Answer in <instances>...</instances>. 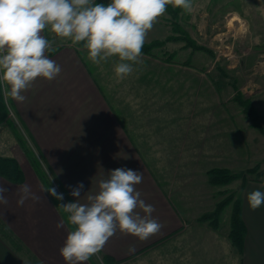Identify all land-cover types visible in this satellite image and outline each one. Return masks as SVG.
I'll return each instance as SVG.
<instances>
[{
	"label": "crops",
	"instance_id": "0c3cea01",
	"mask_svg": "<svg viewBox=\"0 0 264 264\" xmlns=\"http://www.w3.org/2000/svg\"><path fill=\"white\" fill-rule=\"evenodd\" d=\"M167 17L165 13L158 18L146 41L172 33ZM243 19V92L264 118V0H244ZM42 34L52 48L59 47L47 55L61 67V72L52 81L38 78L22 93L26 97L23 102L4 95L9 109L6 121H21L45 162L42 161L72 202L76 197L70 193L81 183L84 187L79 202L86 203L87 196L99 191V182L108 179L111 170L141 172L143 179L136 190L141 199L154 206L152 218L161 224L155 234L145 239L117 231L101 252L113 257L116 264L144 257L147 264H264V204L253 211L247 201L248 193L264 191V176L241 180L246 225L242 253L229 238L230 226L222 227L221 219L218 227L199 220L220 201L222 191H216L217 186L208 181L210 167L205 161L215 159L212 152L219 148L215 150L214 132L208 134L203 128L190 133L193 124L189 121L197 125L199 121H233L236 125L242 113L231 99L234 94L224 100L218 81L217 88L208 81L207 85L206 71L190 70L188 58L178 59V53L168 61L158 52L155 56L142 54L143 63L135 65L130 76L118 80L113 70L117 58L96 65L87 58L82 45H73L70 40L54 42V34L47 29ZM165 46L170 52L190 49L183 47V42L169 41ZM2 84L4 92L6 85ZM133 121H148L149 131L140 132L144 124ZM246 124L253 128L251 123ZM244 134L248 140L246 151L261 161L264 170V135L259 140L253 131L246 129ZM206 147L212 150L207 156ZM233 147L226 153L229 167L236 158L237 149ZM20 164L26 175L23 183L0 176L9 201L0 205V219L36 254L33 264H40L39 260L41 264H65L59 249L70 228L50 195L42 191L44 185L32 167ZM22 184L31 186L40 200H28L18 207L16 193ZM137 212L144 215L140 209ZM61 219L64 227L57 228ZM1 248L4 254L0 252V264H26L27 259L32 260L28 256L25 261L16 252L15 256L6 245ZM86 264L92 263L89 260Z\"/></svg>",
	"mask_w": 264,
	"mask_h": 264
},
{
	"label": "clouds",
	"instance_id": "9594fccd",
	"mask_svg": "<svg viewBox=\"0 0 264 264\" xmlns=\"http://www.w3.org/2000/svg\"><path fill=\"white\" fill-rule=\"evenodd\" d=\"M169 4L193 11V0H110L107 4L94 0H0V81L6 85L4 95L23 102L26 97L22 93L38 78L52 81L60 74L61 67L47 55L54 49L42 34L46 29L73 45L82 44L93 64L117 58L114 74L123 80L135 71V65L143 63L147 35ZM142 179L141 172L117 168L99 182V191L88 195L86 203L79 202L84 187L81 183L70 193L75 202L57 205L71 226L59 249L65 264H86L93 256L101 259L98 254L117 231L145 239L161 228L152 218L154 206L141 199L136 190ZM42 191L58 201L64 199L53 187ZM7 192L0 185V205L9 203ZM16 195L18 207L28 200H40L27 184L20 185ZM247 201L255 211L264 204V191L248 193ZM64 223L61 219L57 228Z\"/></svg>",
	"mask_w": 264,
	"mask_h": 264
},
{
	"label": "rangeland",
	"instance_id": "374dc122",
	"mask_svg": "<svg viewBox=\"0 0 264 264\" xmlns=\"http://www.w3.org/2000/svg\"><path fill=\"white\" fill-rule=\"evenodd\" d=\"M110 0H104V4L109 3ZM168 17L166 18L168 22L170 23L172 27V33L169 35H176L180 36V33L175 32L173 30L172 25V15L165 12ZM237 16V17H236ZM244 0H193V11L191 12H182L179 17L176 18V22L178 21L181 25V27L186 31L188 36H191L197 43L201 45H205L208 48H210L213 53H209L205 50H194L191 47L186 46V42L182 41L180 39L176 40H170L174 43L176 42H183V47L190 48L188 51H176L173 53V58L176 56V58L180 59L182 58L183 61L188 58V68L190 70H203L206 71V84L207 81L210 82L212 86H217V82L221 85V93L222 97H224V100H226L229 96V94L233 93V99L235 100V94L236 90L241 91L245 96V93L243 92L244 84H245V64H244V46H243V39H244ZM236 20V21H234ZM54 34V33H53ZM168 35V36H169ZM166 36V37H168ZM54 39L56 41L54 42H62L63 40L56 37L54 34ZM165 37V38H166ZM163 38V39H165ZM167 41L166 43H168ZM185 42V43H184ZM165 43V45H166ZM161 46L160 48H157L154 50L155 52H158L162 58L166 56V53H170L166 48V46ZM188 54V55H187ZM156 55V54H155ZM154 55V56H155ZM172 58V60H173ZM186 61V62H187ZM190 82L192 81L189 79ZM208 85V84H207ZM236 85V87H232ZM242 87V88H241ZM234 89V90H233ZM208 91H206L205 99H208L209 95H207ZM237 109L241 111L242 118L238 116V121L236 122V125H233V121H203L198 122V125L196 121H189V124H193L190 126V133H195L196 129L204 130L210 134L212 132L215 133L214 135V141L217 142L215 145V150L219 148L218 151L212 152L215 155V159H207L206 166L211 168L214 167H225L233 172H239V171H247L250 168L255 167L256 165L259 166V171H261V164L256 158L253 156L250 157L249 153L246 151V142L248 144V140L245 141V134L244 131L248 129V131H253V135H257L258 139H261V135L263 136L264 133H261L255 126H253L252 121H243L245 118L243 108L242 106L236 101ZM6 121V120H5ZM138 122V124H144L143 126H134L135 128H139L140 132H148L149 131V123L144 121H133ZM251 123L252 129L248 127L249 125L246 123ZM5 125L0 127V155H7V156H15L17 157L21 162L24 164H27L28 167H32V169L35 171L36 175L38 176L36 169L30 162V159L28 158L27 152L22 146V144L18 141L14 130L13 125L18 129V131L23 135L27 146L38 156V158L41 160L43 168L47 172V175L49 176V179L52 182L53 188L56 189L58 193L63 194V201L53 202L55 203L56 207L60 203H69L72 202L62 187L58 180L55 179L52 172L50 171V167L48 165L44 164V160L40 155L38 154L37 147L35 145L34 140L30 136L29 132L25 129L24 125L21 124V121H6L4 122ZM188 123L185 121V124ZM213 123V125L208 128V124ZM149 125V126H148ZM196 125V126H194ZM204 127H203V126ZM209 130V131H207ZM264 137V136H263ZM258 146H260V142H258ZM237 149L236 158L235 161L231 165L232 167H229V160L230 158L226 154L229 149H233L234 146ZM211 147H206L204 151L209 153V150ZM17 153V155L13 154ZM205 156V152H204ZM44 162H43V161ZM30 169V168H29ZM208 169V170H209ZM207 170V171H208ZM208 176V174H207ZM250 176H259V172L257 173H250L247 175V177ZM264 176V175H260ZM39 178V177H38ZM40 179V178H39ZM41 181V180H40ZM209 181V179H208ZM44 185V184H43ZM240 185H241V179L235 180L232 183L228 185H214L217 186L215 189L221 190V197L220 200H222L227 194L235 192L236 195H240ZM45 187V186H44ZM219 187V188H218ZM51 197V195H50ZM52 198V197H51ZM219 202V201H218ZM217 204V203H216ZM216 206V205H215ZM58 208V207H57ZM215 208V207H214ZM213 208V209H214ZM58 210L61 212L63 218L65 219L67 223V214L63 213L59 208ZM232 205H228L225 207L221 214V225L222 227H229L230 226V215H231ZM206 213V212H205ZM2 219H0L1 221ZM2 222V221H1ZM5 225V224H4ZM68 225V224H67ZM7 229L14 234V232L7 226ZM69 228H71L70 225H68ZM15 235V234H14ZM16 236V235H15ZM17 240L23 247L24 251H18L15 248L11 246L9 242H7L4 238L0 237V252H3L4 249L1 247L5 245L10 248V251L21 257L23 260L26 261V257L30 256L31 259H27L26 264H33L32 261H36L35 253H33L28 246L25 245V243L17 237ZM1 241L5 244H1ZM25 246V247H24ZM33 253H31V252ZM7 255L8 252H5ZM15 254V256H16ZM35 254V255H34ZM99 257L101 259H97L96 256H93L90 259V262L92 264H116L115 262L112 263H105L104 256L107 254H104L100 252ZM38 260V259H37ZM144 261L147 264V257L145 258H136L134 260H128V262L125 260V264H139V262ZM36 262H34L35 264ZM39 263L41 264L42 262Z\"/></svg>",
	"mask_w": 264,
	"mask_h": 264
},
{
	"label": "trees",
	"instance_id": "16d2710c",
	"mask_svg": "<svg viewBox=\"0 0 264 264\" xmlns=\"http://www.w3.org/2000/svg\"><path fill=\"white\" fill-rule=\"evenodd\" d=\"M97 3H103L102 0H96ZM167 13L173 16L172 25L173 30L175 32H179L180 36L169 35L165 39H154L152 41H145L142 54L154 56V50L164 46L167 41L180 39L185 41L186 46L191 47L194 50H205L209 53H213V51L205 45H201L197 43L191 36H188L186 31L181 27L178 21L176 22V18L184 12L182 9L173 7L171 4L167 5ZM82 45V44H79ZM55 52L59 49V47L53 48ZM173 53H166L164 60H172ZM236 87V85L234 86ZM235 100L242 106L245 117L250 119L261 133H264V118L257 112L255 107L253 106L251 100L249 98L244 97L241 91L236 90ZM9 109L7 106V102L4 97L3 92V84L0 81V125L6 122L8 119ZM14 133L18 139V141L22 144L24 149L27 152L28 158L30 162L36 169L38 177L45 187H53L52 182L47 175V172L43 168L41 160L38 156L27 146V143L23 137V135L18 131V129L13 125ZM260 175H264V170L259 171V166L256 165L253 168L248 169L247 171H239L233 172L232 170L225 167H214L207 171L209 182L212 185H228L235 180L241 179L242 182H245L249 177L250 173H257ZM0 176L4 177L6 180L11 181L13 183H23L26 179L25 172L20 164V161L17 157L0 155ZM52 199L57 202V200L51 196ZM228 205H232L231 215H230V230H229V238L232 244L238 249L239 252L242 253L243 245L246 235V225L243 220V210H242V199L240 195H236L235 192L227 194L222 200H220L215 208L211 211H208L200 216V221H208L213 227H218L220 223V217ZM0 237L4 238L7 242L11 244L13 248L18 251H24L23 247L17 240V238L7 229V227L0 221ZM105 263L115 262L113 257L110 255L104 256Z\"/></svg>",
	"mask_w": 264,
	"mask_h": 264
},
{
	"label": "built area",
	"instance_id": "2783aa9c",
	"mask_svg": "<svg viewBox=\"0 0 264 264\" xmlns=\"http://www.w3.org/2000/svg\"><path fill=\"white\" fill-rule=\"evenodd\" d=\"M94 2L97 3L96 0H94Z\"/></svg>",
	"mask_w": 264,
	"mask_h": 264
}]
</instances>
